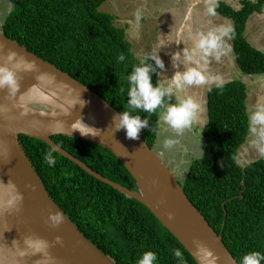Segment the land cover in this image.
Listing matches in <instances>:
<instances>
[{
    "label": "trees",
    "instance_id": "1",
    "mask_svg": "<svg viewBox=\"0 0 264 264\" xmlns=\"http://www.w3.org/2000/svg\"><path fill=\"white\" fill-rule=\"evenodd\" d=\"M105 1L17 0L1 27L6 37L88 86L121 112L128 110L127 76L144 58H136L125 29L115 24L116 17L100 10ZM215 3L216 13L232 20L234 38L230 39L241 75L264 74V51L246 36L248 19L263 11L264 0H241L237 9L226 0ZM150 63L155 66L154 61ZM246 99V82L238 78L207 90L208 121L202 129L205 155L194 159L179 179L191 202L222 233L238 264L248 252H264V157L245 166L238 163V150L249 133ZM133 114L149 120V129L141 135L153 147L159 108L155 113L136 110ZM20 140L52 199L117 264H136L149 250L157 253L158 264H197L141 202L90 175L41 139L20 135ZM52 140L108 179L137 188L133 176L108 149L65 135H53ZM50 151L56 160L53 166L44 159ZM174 249L182 252V262Z\"/></svg>",
    "mask_w": 264,
    "mask_h": 264
},
{
    "label": "water",
    "instance_id": "2",
    "mask_svg": "<svg viewBox=\"0 0 264 264\" xmlns=\"http://www.w3.org/2000/svg\"><path fill=\"white\" fill-rule=\"evenodd\" d=\"M10 53L16 54L11 61ZM0 65L16 73L19 85L14 94L8 88L0 89V264H45L44 255L25 243L28 237L49 243L47 251L52 259L47 264H117L52 199L20 135L41 139L90 175L141 202L197 264H209L197 244L213 250L219 257L215 264H238L224 244L222 233L214 230L186 195L179 172L149 146L141 133L139 140H131L123 130H113V117L119 112L104 98L25 45L6 37L2 27ZM53 135L86 140L108 149L133 176L137 188L128 189L94 171L54 142ZM9 183L23 195L19 210L6 207L15 194ZM56 211L63 213L64 222L52 227L48 216ZM58 236L61 244L55 243Z\"/></svg>",
    "mask_w": 264,
    "mask_h": 264
},
{
    "label": "rangeland",
    "instance_id": "3",
    "mask_svg": "<svg viewBox=\"0 0 264 264\" xmlns=\"http://www.w3.org/2000/svg\"><path fill=\"white\" fill-rule=\"evenodd\" d=\"M17 0H0V28L8 14L14 8ZM241 0H226L233 8H239ZM255 1V0H252ZM209 0H106L100 6V10L116 17L115 24L125 29L126 38L132 44L133 52L138 59L157 55L162 60L164 68L157 69L158 81L165 87L171 84V77L176 71H185L194 65L184 61L182 55L179 60L173 56L182 49L192 50L196 47L198 33H207L209 30L221 26H231L232 20L207 12ZM137 13L140 19L137 20ZM246 36L257 48L264 51V7L261 13L252 14L247 22ZM224 55L220 60L209 57L206 65L207 72L211 77H221L222 83L233 79H242L247 86L246 110L250 117L257 104H264V74L243 77L237 68L233 57L232 42L229 37L224 38ZM180 64V67H177ZM213 81L206 84L185 86L183 90H175L169 101L167 98L164 105L159 108L158 140L153 145L155 150L161 152L164 161L179 172L178 179L189 164L199 155L201 143L204 149L202 129L208 121L207 113V90L222 84ZM191 96L201 104L197 118L190 128L184 130L179 136L166 125L162 115L166 112L169 103L176 104ZM178 139L179 144L171 149L163 147L165 139ZM254 137L248 133L246 141L238 150V163L242 166L260 158L257 148L253 144ZM173 168V167H172Z\"/></svg>",
    "mask_w": 264,
    "mask_h": 264
},
{
    "label": "clouds",
    "instance_id": "4",
    "mask_svg": "<svg viewBox=\"0 0 264 264\" xmlns=\"http://www.w3.org/2000/svg\"><path fill=\"white\" fill-rule=\"evenodd\" d=\"M217 7L218 5L215 3V0H209L207 7L208 14L216 15ZM136 18L137 20L140 19L139 13H137ZM230 33L232 34L231 36ZM197 35L198 41L194 49L191 51L182 49L181 52L173 55L177 60H179L180 55H182L184 61L194 66L187 68L185 71H176L171 77V84L169 86L165 87L163 84L154 85L152 82V77L153 74L156 73V68H164V64L157 55V52L154 55L145 57L140 61L138 66L133 68L127 76L129 85L127 90L128 110L121 111L113 117L114 131L123 130L127 139L139 140L141 131L149 129V120L142 118L140 115H134L133 113L136 110L155 113L158 108L164 105L166 98L169 101L171 100L174 89L183 90L185 86L206 84L213 81H220L222 83L221 77H211L205 74L207 72L206 65L209 57L214 56L216 60H220L221 56L224 55L222 51L224 47V38H234V29L231 26H221L213 28L207 33L200 32ZM15 55V53H10L8 56L9 61H11ZM118 59L122 62L125 60V56L121 54ZM150 61H154L155 66L150 63ZM177 67L179 68L180 64H177ZM18 86L16 73L7 65H0V89L8 88L9 92L14 94ZM200 109L201 104L189 96L179 103H169L166 112L163 113L161 118L163 122L179 136L184 130L191 127ZM249 131L254 137V146L257 148L260 156L264 157V104H257L255 106L254 111L249 117ZM179 143L180 141L178 139L168 138L163 141V147L165 149H171ZM199 155L201 157L205 155L201 148V143L199 146ZM44 159L49 166H53L56 163L51 151L45 155ZM186 171L187 169H185V172ZM9 187L15 194L6 202V207L8 209L19 210V204L23 201V195L16 191L15 186L11 183H9ZM171 218V214H169V219ZM48 221L52 227H58L64 222V215L60 211L50 213ZM25 243L28 247L33 248L35 252L44 255L45 264L52 259L47 251L50 247L47 241L41 239L33 240L31 237H28L25 239ZM55 243L61 244V237H56ZM197 249L202 253L203 258L208 261L209 264H215L219 259L213 250L203 244H197ZM173 254L178 260L181 262L183 261V254L179 249H174ZM136 264H158V255L151 250L145 251L137 259ZM239 264H264V252H248L242 256Z\"/></svg>",
    "mask_w": 264,
    "mask_h": 264
},
{
    "label": "crops",
    "instance_id": "5",
    "mask_svg": "<svg viewBox=\"0 0 264 264\" xmlns=\"http://www.w3.org/2000/svg\"><path fill=\"white\" fill-rule=\"evenodd\" d=\"M157 142H158V140L155 142V144H154V145H156V144H157ZM157 151H158V150H157ZM159 152H160V151H159ZM160 153H161V152H160ZM172 167H173L174 169H176L174 165H172Z\"/></svg>",
    "mask_w": 264,
    "mask_h": 264
}]
</instances>
